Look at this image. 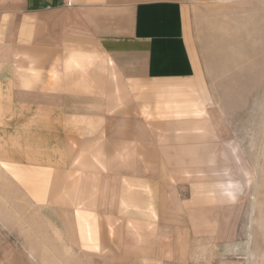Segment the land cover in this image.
Wrapping results in <instances>:
<instances>
[{
    "label": "rangeland",
    "instance_id": "1",
    "mask_svg": "<svg viewBox=\"0 0 264 264\" xmlns=\"http://www.w3.org/2000/svg\"><path fill=\"white\" fill-rule=\"evenodd\" d=\"M198 4L204 11L195 16L197 36L212 46L204 54L217 78L212 82L216 103L225 111L222 129L209 128L197 136L178 132L176 137L169 136L173 131L152 129L141 137L146 145L133 146L121 119L132 104L121 90L118 98L20 97L15 95L18 87L39 88L46 86L45 80L37 73L19 75L16 87L15 75L8 73L7 97L0 99L6 105V119L0 118V264H160L157 258L143 256L171 244L165 235L173 227L165 231L162 226L160 231L157 203L164 209L177 203L179 217H184L183 203L201 205L207 197L231 204L230 217L243 219L241 234L244 229L249 236L254 233L256 264H264L263 0ZM213 38L220 48L212 45ZM96 86L86 93H95ZM48 103L65 107L70 116L65 129L62 120L53 128L48 124L42 107ZM118 117L112 125L110 119ZM133 123L134 132L143 133L139 123ZM62 132L68 135L66 145L58 135ZM194 137L212 145L187 155L184 144L195 142ZM160 153L167 167L180 173L190 169L188 156L198 159L193 166L199 176L183 172L166 183L178 188L176 194L159 193ZM142 170L156 176L146 195L154 216L149 211L123 213L120 208L124 200L139 201L127 175ZM207 187L215 192L206 193ZM173 212L167 211L168 223ZM222 212L215 210V222Z\"/></svg>",
    "mask_w": 264,
    "mask_h": 264
},
{
    "label": "crops",
    "instance_id": "2",
    "mask_svg": "<svg viewBox=\"0 0 264 264\" xmlns=\"http://www.w3.org/2000/svg\"><path fill=\"white\" fill-rule=\"evenodd\" d=\"M202 1L0 0V99L7 97L6 89L11 82L8 73L15 75L16 87L19 75L37 73L46 86L18 87L20 93L15 95L118 98L121 90L132 104L126 117L121 119L127 123L126 136L132 137L133 146L146 145L141 137L152 129L173 131L169 136L175 137L178 132L197 136L209 128L222 129L225 111L216 103L218 94L212 82L217 78L212 77V63L204 54V50L212 46L204 45L205 41H199L197 36L195 16L204 11L198 4ZM212 45L220 48L214 38ZM88 83L98 84L92 88L95 93H86V89H91ZM42 107L52 128L56 121L62 120L65 129L70 116L64 106L48 103ZM5 116L6 105L0 100L1 122ZM118 119L120 117L110 119L111 124L118 123ZM131 121L139 123L143 133L134 132L137 127ZM57 128L61 129L59 125ZM65 134L58 133L63 145L68 143ZM164 136L168 135L164 133ZM199 139L194 137L195 142L184 144L187 155L204 150L201 146L212 145L208 140L200 142ZM52 160L53 157L47 159L48 165ZM175 160L178 163L177 157ZM197 160L188 156L190 169L180 173L172 166L169 169L167 158L160 153L157 177L148 170L128 174L139 201H122L121 211H149L154 216L156 212L146 198L151 193L149 188H154L151 177L158 178L159 193L176 194V186L166 185L171 181L169 178L182 176L183 172L199 176V170L193 166ZM206 190V193L215 192L208 187ZM195 204L197 206L189 201L183 203L187 212L179 217L177 203L174 208L167 206L166 209L161 202L157 203L160 231L162 226L165 231L168 226L173 227V231L168 232L170 235H165L171 244L155 255L143 253L144 258H157L160 264H256L255 235L249 236L246 229L245 234L240 233L243 219L237 215L230 217L231 204L216 203L208 197L201 205ZM219 208L223 211L222 217L215 222V210ZM168 210H174V218L171 217L173 220L170 218L169 223ZM160 242H164L163 239Z\"/></svg>",
    "mask_w": 264,
    "mask_h": 264
},
{
    "label": "built area",
    "instance_id": "3",
    "mask_svg": "<svg viewBox=\"0 0 264 264\" xmlns=\"http://www.w3.org/2000/svg\"><path fill=\"white\" fill-rule=\"evenodd\" d=\"M263 6H264V0H263Z\"/></svg>",
    "mask_w": 264,
    "mask_h": 264
}]
</instances>
